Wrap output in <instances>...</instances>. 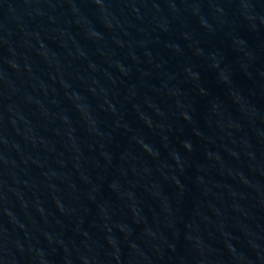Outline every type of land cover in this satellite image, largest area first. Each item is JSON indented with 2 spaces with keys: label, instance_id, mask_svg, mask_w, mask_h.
I'll list each match as a JSON object with an SVG mask.
<instances>
[{
  "label": "water",
  "instance_id": "95a60500",
  "mask_svg": "<svg viewBox=\"0 0 264 264\" xmlns=\"http://www.w3.org/2000/svg\"><path fill=\"white\" fill-rule=\"evenodd\" d=\"M0 264H264V0H0Z\"/></svg>",
  "mask_w": 264,
  "mask_h": 264
}]
</instances>
